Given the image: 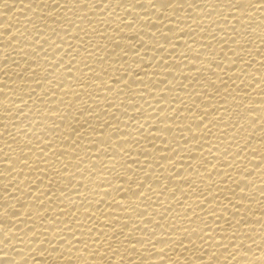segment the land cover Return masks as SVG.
I'll return each mask as SVG.
<instances>
[{
    "label": "bare ground",
    "instance_id": "obj_1",
    "mask_svg": "<svg viewBox=\"0 0 264 264\" xmlns=\"http://www.w3.org/2000/svg\"><path fill=\"white\" fill-rule=\"evenodd\" d=\"M0 264H264V0H0Z\"/></svg>",
    "mask_w": 264,
    "mask_h": 264
}]
</instances>
